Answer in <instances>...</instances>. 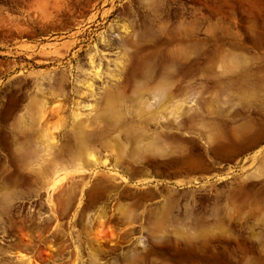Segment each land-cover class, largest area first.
<instances>
[{
  "label": "rangeland",
  "instance_id": "1",
  "mask_svg": "<svg viewBox=\"0 0 264 264\" xmlns=\"http://www.w3.org/2000/svg\"><path fill=\"white\" fill-rule=\"evenodd\" d=\"M10 1L0 264H264V0Z\"/></svg>",
  "mask_w": 264,
  "mask_h": 264
},
{
  "label": "bare ground",
  "instance_id": "2",
  "mask_svg": "<svg viewBox=\"0 0 264 264\" xmlns=\"http://www.w3.org/2000/svg\"><path fill=\"white\" fill-rule=\"evenodd\" d=\"M87 107V106H86ZM91 106L90 105H88V108H90ZM82 115H83V113L81 112V110L80 111H78L76 114H75V118H74V125H76L75 126V129H76V131H77V134H76V136H75V138H76V140H79V141H81L82 142V140H81V138H82V135H81V133H80V130L82 129V128H85L86 126H88V121H90L91 119H89L88 117L87 118H83L82 117ZM16 138H18V137H16ZM45 139H46V141L48 142V143H55V140H56V138L55 137H53V136H49V135H45ZM86 147V146H85ZM103 149H105V150H107L108 149V147H110L109 145H102L101 146ZM86 149H87V147H86ZM92 156V161L94 162V164L95 165H99V164H103V165H105V166H108V159H105L104 161H99L98 159H96V158H94V154L91 152L90 153ZM20 157L25 161L26 160V153H23V154H21L20 155ZM116 165V164H115ZM117 166V165H116ZM22 256V255H21ZM20 258V257H19Z\"/></svg>",
  "mask_w": 264,
  "mask_h": 264
},
{
  "label": "flooded vegetation",
  "instance_id": "3",
  "mask_svg": "<svg viewBox=\"0 0 264 264\" xmlns=\"http://www.w3.org/2000/svg\"><path fill=\"white\" fill-rule=\"evenodd\" d=\"M19 1H20V0H19ZM8 7H12V8H14L15 10H17V9L19 8V3H18V1H16V0H12V1L9 2ZM7 39H8V40H13V39H16V38L9 37V38H7ZM0 40H1V37H0Z\"/></svg>",
  "mask_w": 264,
  "mask_h": 264
}]
</instances>
